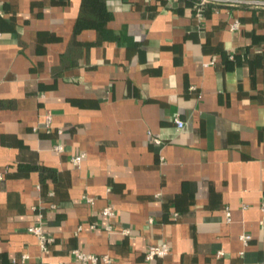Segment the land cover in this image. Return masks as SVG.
I'll list each match as a JSON object with an SVG mask.
<instances>
[{"label":"crops","instance_id":"crops-1","mask_svg":"<svg viewBox=\"0 0 264 264\" xmlns=\"http://www.w3.org/2000/svg\"><path fill=\"white\" fill-rule=\"evenodd\" d=\"M244 1L199 21L194 0H105L75 32L81 0H0V264H264V0Z\"/></svg>","mask_w":264,"mask_h":264},{"label":"built area","instance_id":"built-area-1","mask_svg":"<svg viewBox=\"0 0 264 264\" xmlns=\"http://www.w3.org/2000/svg\"><path fill=\"white\" fill-rule=\"evenodd\" d=\"M244 2H245L244 0H194L192 8H193V12H194V15L197 18V20L201 21L203 19L204 11H205L206 5L208 3L234 5V4L244 3ZM256 3L264 5V1H258V2L256 1ZM239 27H240V21L238 19H233V21L229 25V30L234 31V30L239 29ZM173 121L175 122L178 129L183 128L184 122L182 120H180L178 117H174ZM51 122H52L51 114H46L44 117V126H45V129L47 131H49V129L51 128ZM153 141L155 143L161 142L160 139H158L155 136L153 137ZM54 149L58 152H62L63 151V145H61V144L56 145V146H54ZM83 157H84V153H80V154L72 156L71 157L72 164L75 166H78L81 163ZM84 199L89 203H93V198H91V197L85 196ZM51 206L53 207V205H51ZM260 210H261L263 217H264V201L260 205ZM100 213L103 217H105L108 220L114 215V210L111 206H106V207L101 209ZM225 215H226V220L230 221L229 210H226ZM105 229L111 230L110 224H106ZM27 230L37 237L39 245L43 250L46 249L47 245L52 241V237L44 232L42 224L40 222L35 224V225L29 226L27 228ZM121 232L123 234H127L128 229H122ZM240 238L243 242H246L248 239H250V236L249 235H241ZM169 250H170V247H169L168 243H166V242H160L158 244H151L148 246V248L144 254V258L146 260H154V259L164 258L165 256H167L169 254ZM71 253L73 254L75 259L80 264H98L99 262H102L104 264H109L111 262L110 257L106 254L96 255V254H92V253L83 252L79 249H73V250H71ZM219 253H221V252H219ZM27 258H28L27 254H22L20 257V260L23 262ZM13 261H15V259H13Z\"/></svg>","mask_w":264,"mask_h":264},{"label":"trees","instance_id":"trees-1","mask_svg":"<svg viewBox=\"0 0 264 264\" xmlns=\"http://www.w3.org/2000/svg\"><path fill=\"white\" fill-rule=\"evenodd\" d=\"M105 0H81L80 10L75 23V32L84 27H98L109 17L105 10ZM2 105L0 101V106Z\"/></svg>","mask_w":264,"mask_h":264}]
</instances>
